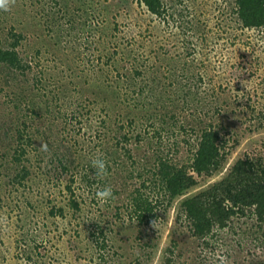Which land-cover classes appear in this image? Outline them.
Listing matches in <instances>:
<instances>
[{
  "label": "rangeland",
  "instance_id": "374dc122",
  "mask_svg": "<svg viewBox=\"0 0 264 264\" xmlns=\"http://www.w3.org/2000/svg\"><path fill=\"white\" fill-rule=\"evenodd\" d=\"M163 2L171 8L168 17L161 18L137 0H13L0 9V44L13 42L9 33L24 36L18 50L31 70L21 80H29V86L36 78L42 80L39 109L50 113L38 118L29 107L15 110L9 74L0 76V118L19 119L21 126L22 117H27L28 125L34 122L37 130L46 128L48 133L52 126L55 142L48 150L31 147L32 175L22 183L14 179L18 169L10 148L0 147V264H135L145 241L158 246L144 264H164L173 240L179 245L173 264L264 261V241L247 233L257 226L250 216L235 219L238 235L219 232L218 238L208 240L209 248L190 237L188 222L176 221L180 203L221 175L202 181L170 209L159 210L153 227L126 219L122 204L141 188L145 179L138 175L146 177V170L140 160L133 165L115 149L113 128L124 125L130 134L146 129V136L152 132V125L140 116L143 100L148 109L152 106L157 128H165L162 148L154 141L155 150L166 156L170 142L176 143L177 154L169 157L180 163L190 155L185 140L196 143L191 129L200 126V119L210 123L204 117L209 113L215 128L228 124L230 132L231 155L223 172L246 154L262 153L264 146V129L255 119L264 111V28L243 29L232 11L234 0ZM156 87L159 91L151 97ZM189 90L198 96L193 107L185 105ZM130 120H136L131 130ZM2 123L5 120H0V127ZM64 153L73 171L62 174L58 162L51 161ZM97 157L107 162L103 177L92 167ZM78 172L87 174L89 188L77 187ZM119 183V197L98 201L99 190L108 186L113 191ZM143 190L151 200L163 198L158 189ZM73 199L81 211L72 209ZM97 226L107 230L106 260L99 257L91 237Z\"/></svg>",
  "mask_w": 264,
  "mask_h": 264
},
{
  "label": "trees",
  "instance_id": "16d2710c",
  "mask_svg": "<svg viewBox=\"0 0 264 264\" xmlns=\"http://www.w3.org/2000/svg\"><path fill=\"white\" fill-rule=\"evenodd\" d=\"M137 2L149 14L158 18L168 17L171 8L163 0H137ZM232 11L243 29L259 30L264 28V0H234ZM8 36L13 39V42H10V44L5 43V45L0 44V76L2 75V78L5 79L10 74L12 77L11 92L14 97V109L18 111L22 107L23 109L29 107L32 115L38 118L45 114L49 115L50 113L47 110L39 109L42 104L38 96L41 88L38 84L42 80L37 81L36 78V82H30V86L29 80L27 82L25 79L21 80V76H25L31 70V67L25 64L24 57L18 50L24 36L14 33H9ZM137 74L141 75L138 70ZM141 91L144 92V90ZM156 91H159V87L152 89L150 96L153 97ZM185 97L187 99L185 105L187 106L191 105L193 107L195 103H198L197 92L194 93L189 90L185 93ZM148 100L150 101V98ZM144 103L143 100L140 116L141 119H146L145 122L152 125L150 126L152 132H148L146 136V129L143 134L140 132L132 134L133 131L130 134V132L124 131V125H117L113 128V132H115V149L122 150L123 154L133 162V165L137 164L135 159L140 160L142 171L146 170V177L141 174L138 175L139 178L145 179L141 184V188H136L133 193L127 196L126 204H122L124 205L126 219L139 227H153L160 217L159 210L162 208L164 210L170 209L177 198L198 187L202 181L221 175V179L216 183L180 203L176 221L178 223H181V220L188 222L187 231L190 237L204 243V246L209 248L208 240L214 237L218 238L219 232L230 230L238 235L239 231H236L235 219L250 216L255 219L257 226L250 227L247 233L252 234L257 242L263 243L264 146L262 147V153L256 156L246 154L244 157L239 158L226 172H223L231 155L228 149L231 139L228 140L227 138L230 132L227 130L228 124L223 123V126L220 124L215 128L211 122L212 118L209 119V113L205 114L204 117L208 118L210 123L206 122L207 120L200 119L201 124L197 127L198 130L191 129L197 135L196 143L192 144L190 139L184 138L188 146L187 152L190 155L186 163H180L169 157L171 152L172 155L177 154L178 148H174L177 147L176 143L171 144L170 142L171 149L166 156H164V151L158 150L162 148V140L164 139L162 134H165V128H163L164 125L157 128L159 125L156 123L152 106L148 109ZM201 105L196 106L198 108ZM215 117L216 115H214ZM2 119L5 120V123H2L0 127V147L8 146L10 148L12 163L18 169L14 179L18 183H22L32 175L28 156L31 147H35L36 150L42 147L43 144H47L48 150L55 144V142H52L54 137L52 126L48 127V133L46 128L37 130V125H34V122L28 125L29 118L27 117H22L21 126L19 125V119L7 121L5 115L1 116L0 120ZM255 119L260 127L264 129V111L258 113ZM164 120L165 117L163 116ZM135 121L130 120L129 122L132 124ZM132 128H134L133 124L130 130ZM147 139L154 140L149 142ZM154 141L158 146L157 150L154 148ZM144 142L147 143L146 148L143 147ZM66 155L68 154L64 153L51 161L58 162L57 168L60 169L62 174L73 171V168L66 164ZM108 169L111 170L112 168L109 167ZM119 174L123 176V173ZM130 177H133V175L131 174ZM76 178L75 183L79 185L77 187L82 188L86 184L89 188V184L86 182V179L89 178L87 174L78 172ZM72 182L74 181L72 180ZM122 182L126 183V181L120 183ZM120 183L115 184L116 186L113 187V196L110 200H113L115 196L119 197L121 194L122 191L118 190L122 185ZM125 185L127 187V184ZM71 187V185L66 186L70 192H73L74 189ZM81 188H77L78 191ZM143 188L158 189L162 191L163 198H157L155 201L151 200V195H148ZM71 201L72 209L75 212L81 211L80 203L74 199ZM119 209L121 210V208ZM106 231L104 227L97 226L91 236L95 240L94 245H97L96 249L100 253L99 257L104 260H106L105 253L109 248L107 239H105ZM243 233L246 234V232ZM157 246L155 243L145 241L140 250L142 255L135 256V264H144L146 260H151L156 253ZM178 246L177 241L173 240L171 246L166 248L164 264H173L174 258H172V255H175ZM252 264H264V261H255Z\"/></svg>",
  "mask_w": 264,
  "mask_h": 264
},
{
  "label": "clouds",
  "instance_id": "9594fccd",
  "mask_svg": "<svg viewBox=\"0 0 264 264\" xmlns=\"http://www.w3.org/2000/svg\"><path fill=\"white\" fill-rule=\"evenodd\" d=\"M12 2L13 0H0V9H6ZM42 149L47 150V144H43ZM92 167L95 169L97 176L103 177L107 174V162L100 157H97L92 161ZM112 196L113 191L111 187L108 186L96 193V198L101 203L106 202L108 199L112 198Z\"/></svg>",
  "mask_w": 264,
  "mask_h": 264
}]
</instances>
